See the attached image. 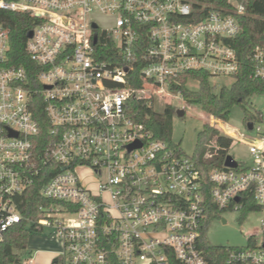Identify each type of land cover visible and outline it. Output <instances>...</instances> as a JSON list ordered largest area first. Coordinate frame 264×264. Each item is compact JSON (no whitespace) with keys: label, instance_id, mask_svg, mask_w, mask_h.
<instances>
[{"label":"built area","instance_id":"built-area-1","mask_svg":"<svg viewBox=\"0 0 264 264\" xmlns=\"http://www.w3.org/2000/svg\"><path fill=\"white\" fill-rule=\"evenodd\" d=\"M226 1L211 7L193 0H0L2 9L41 19L24 49L40 68L53 134L47 147L36 148L27 72L11 63L9 29L0 24V242L24 219L19 201L45 170L53 174L39 188L44 203L27 225L59 240L50 264H169L170 256L209 264L200 238L210 205L241 210L253 201L264 212V102L251 104L246 128L253 137L222 128L247 144L251 162L209 171L151 138L124 111L130 97H162L184 109L188 103L171 89L179 74L237 72L226 40L239 32L236 15L244 7ZM95 14L112 16L111 26L100 27ZM248 59L250 77L264 81V47L252 48ZM211 119L218 129L220 120ZM137 141L141 146L129 149ZM80 167L93 173L94 188L83 184ZM260 227L261 240L228 247L225 264L264 262V217Z\"/></svg>","mask_w":264,"mask_h":264},{"label":"trees","instance_id":"trees-1","mask_svg":"<svg viewBox=\"0 0 264 264\" xmlns=\"http://www.w3.org/2000/svg\"><path fill=\"white\" fill-rule=\"evenodd\" d=\"M205 2L211 7H220L227 4L226 0H193ZM244 11L237 14L239 32L226 42L233 47L238 61V70L233 75L234 81L229 87H221L214 92L209 85L210 75L206 71H187L176 77L177 82L171 85V89L180 93L181 97L189 104H197L203 112L211 114L220 120H228L230 109L233 105H239L244 110L245 122L254 119V113L247 108L250 97L254 94L264 93V81L250 77L251 63L248 54L255 46L264 47V0H242ZM41 19L27 13L10 11L0 8V24L9 29V56L13 65H22L27 72L28 82L26 87L31 90L32 98L30 109L33 118L39 128L33 142L38 150H43L52 141V124L45 111V100L39 89L41 84L37 81L39 66L34 63L25 52L24 46L27 33ZM194 78L198 81V88L192 90L186 86V81ZM124 111L127 117L135 123L142 124L151 138L161 139L176 146L171 141V122L174 106L166 104L162 112L154 109L153 100L130 97L126 100ZM233 139L216 127L204 123L197 134L195 153L191 157L205 171L221 168L225 157L229 154ZM53 172L45 170L42 181H37L31 186L19 201V210L24 219L8 228L4 239L0 242V264H24L23 255L27 248L30 232H34L32 226L27 225V219L35 217V205L44 203L39 197L41 183L49 178ZM224 209L210 205L207 216L201 230L200 246L209 264H225L227 248L229 246L210 245L205 241L204 229L208 221L219 216ZM239 221L244 220L248 211L261 210V207L253 201H249L242 209ZM248 243L255 245L253 235L248 237ZM169 264H182L173 256L169 258ZM264 264V262L262 263Z\"/></svg>","mask_w":264,"mask_h":264},{"label":"rangeland","instance_id":"rangeland-1","mask_svg":"<svg viewBox=\"0 0 264 264\" xmlns=\"http://www.w3.org/2000/svg\"><path fill=\"white\" fill-rule=\"evenodd\" d=\"M94 19L102 28L110 27L113 21L112 16L101 14H95ZM233 81L234 77L231 75H213L209 78V85L214 92H218L221 87H229ZM186 86L192 90H196L198 88V81L194 78H189L186 81ZM152 100L154 109L162 112L167 104V99L160 97L152 98ZM263 102L264 97L252 95L247 108L253 112L254 107L251 104L258 108ZM176 109L177 107H174L172 115L171 141L173 144H177L183 153L191 156L195 153L197 134L202 129L203 124L208 123L211 125L210 119L216 117L203 112L197 104L188 103L184 108L183 116H178ZM244 115L242 107L233 105L230 109L228 120L224 121L216 118L220 120L218 130L224 133L222 131L223 128L242 136L253 137L252 133L246 128ZM229 154L239 162H244L245 164L251 162L247 144L237 139H233ZM78 174L83 184L91 188L95 187L97 181L89 168L80 167ZM241 214L244 213L240 209H225L219 213V216L211 218L207 225H205V241L210 245L216 246L245 247L248 243V237L251 235L258 241L261 240L260 219L264 217V212L261 210L248 211L245 213L244 220L240 222L239 217ZM60 249L59 240L48 229L45 228L37 233L30 232L27 248L23 255V262L24 264H29L28 260L32 259V264H50Z\"/></svg>","mask_w":264,"mask_h":264},{"label":"water","instance_id":"water-1","mask_svg":"<svg viewBox=\"0 0 264 264\" xmlns=\"http://www.w3.org/2000/svg\"><path fill=\"white\" fill-rule=\"evenodd\" d=\"M92 26L95 27L94 24H93ZM31 35H32V31L30 30V31L27 33V37H31ZM46 87H49V86H46ZM176 114H177L178 116H183V115H184V109H182V108H177V109H176ZM246 125H247V128H248V129H251V127H252V122L249 121V122H247ZM140 146H141V143H140L139 141H137V142L132 143L131 145H129V149H133V148L140 147ZM223 164H224L225 167L235 168V167H237L238 162H237V160H235V159L233 158V156H232L231 154H228V155L225 157ZM238 199H239V197H236V198H235L236 201H237ZM263 245H264V244H263Z\"/></svg>","mask_w":264,"mask_h":264}]
</instances>
